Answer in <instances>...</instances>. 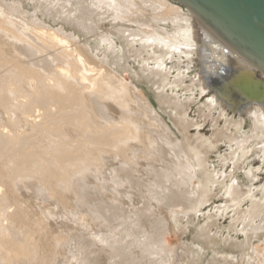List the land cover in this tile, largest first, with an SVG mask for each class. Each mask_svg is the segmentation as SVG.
Returning a JSON list of instances; mask_svg holds the SVG:
<instances>
[{"label": "bare ground", "instance_id": "obj_1", "mask_svg": "<svg viewBox=\"0 0 264 264\" xmlns=\"http://www.w3.org/2000/svg\"><path fill=\"white\" fill-rule=\"evenodd\" d=\"M205 33L175 0H0V264H99L96 242L107 263L182 264L166 238L179 218L193 219L201 247H216L196 213L224 173L209 162L211 140L186 136L188 108L201 106L216 126L225 118L214 142L227 140L234 156L264 160V103L218 96L236 79L252 81ZM228 110L247 118L246 131ZM236 188H225L235 206ZM85 210L107 233L81 237L72 262L56 259L70 237L50 236V221H85ZM263 213L261 205L245 213L237 264H264L251 243L264 231ZM201 250H188L192 264L202 263ZM212 253L203 264L217 256L232 264L226 250Z\"/></svg>", "mask_w": 264, "mask_h": 264}, {"label": "rangeland", "instance_id": "obj_2", "mask_svg": "<svg viewBox=\"0 0 264 264\" xmlns=\"http://www.w3.org/2000/svg\"><path fill=\"white\" fill-rule=\"evenodd\" d=\"M196 68L194 70H197ZM211 95H213V93H210V96ZM190 108H188V119L192 125L190 124V127L187 129V132L185 133L186 136L190 139V141L194 140V138H200L205 141L211 140L216 149L213 148L209 150V162L213 163L216 169H219L220 173H224V177H221L219 180L220 183L224 184L216 186V189L212 193L209 201L201 206L199 211H197L198 214L196 213L197 219H199L200 223L203 224L204 227L209 224V240L213 245L216 243V247L210 248L208 245L201 247L199 245V241H204L202 239H198V235L196 239H194L196 231L191 226L193 219L188 220L187 218H179L180 222L176 224V227H178V230H176L168 218V222L171 227L170 233L166 238L169 244L178 248L176 252L182 264H192L191 262L193 258L188 250H191L192 247L196 249L198 246L202 248L200 252L202 259L201 264H203L206 260L212 261V249H218L220 251L226 250L228 254H232V257H228L227 261L232 262V264H237L239 263L240 253H238V249L240 248H236L233 244H240L241 242H244L246 237V233L242 231V228L243 223H246L249 218L246 220L247 216L245 218V213L247 214V212L251 210L252 206L257 207L261 205L264 209V205L260 203V198L264 195V191L262 190L264 188V160L261 154L254 153L251 149V152H249L244 158L240 157L241 153L234 156L232 154L235 150L234 146L231 147L230 144L227 143V140L220 139L218 142H214V134L218 129H223L225 126V118H221L219 121L220 125L216 126L215 122L211 119H204L203 115L200 113V109H202L201 106H191ZM238 114L239 113L236 114V112H231L229 110L227 111V115L231 117L234 116L235 120H244L243 131H246L248 129L247 118H243V116ZM231 117H228V119ZM164 118L170 128L175 131L173 125H171L172 121L170 118L166 115H164ZM234 181H236V186L238 185V188L236 189L240 195L238 198L240 202L236 206L234 205V201H232L231 198L225 194V188L232 185ZM129 191H131L130 194H132V190ZM107 195L109 196L110 194L107 193ZM112 195L115 194L112 193ZM138 197V195L133 194L132 200H134L136 204L138 203L140 205L141 201L139 199H135ZM91 208L94 209L95 207L91 206ZM220 208L223 209L222 214L220 213ZM81 214H84L86 218L85 221L77 220L78 215L74 214L63 218H60L58 215V217L50 221V236H54L63 231L70 237L62 244H59V247L56 248L57 252L54 254L56 259H59L60 261L72 262L74 255L82 249L80 246L81 237H84L87 234L95 233L98 230L101 231L100 233H107L105 230V224L94 220L89 211L85 210V212ZM162 216L167 217L164 212L162 213ZM243 218H245V220ZM257 221L256 224L258 223ZM142 223L143 227L148 230L152 229L151 227L155 225L152 217H148L146 219L143 218ZM262 223H264V218ZM184 227H186V229L190 227V229L186 231ZM180 229H182V231H180ZM249 232L250 231H248V233ZM206 241L208 242V240ZM226 241H228V245H226ZM222 243H224V245H222ZM251 243L252 245H257L260 249L264 250V231H261L260 238H253ZM184 245H186V247H184ZM188 245H192V247H188ZM92 251L96 253L95 258L99 264H112L107 263L110 254L108 249L100 243L96 242L92 246ZM130 253L136 256L139 254V249L132 248ZM216 259L217 261L213 262L214 264H227L218 256Z\"/></svg>", "mask_w": 264, "mask_h": 264}, {"label": "water", "instance_id": "obj_3", "mask_svg": "<svg viewBox=\"0 0 264 264\" xmlns=\"http://www.w3.org/2000/svg\"><path fill=\"white\" fill-rule=\"evenodd\" d=\"M175 1L207 30L203 40L252 81L250 85L236 79L218 96L264 103V82L259 77H264V0ZM203 54L210 55L206 50Z\"/></svg>", "mask_w": 264, "mask_h": 264}]
</instances>
